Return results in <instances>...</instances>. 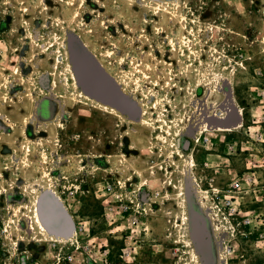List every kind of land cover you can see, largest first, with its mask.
<instances>
[{
  "label": "rangeland",
  "instance_id": "1",
  "mask_svg": "<svg viewBox=\"0 0 264 264\" xmlns=\"http://www.w3.org/2000/svg\"><path fill=\"white\" fill-rule=\"evenodd\" d=\"M73 37L90 46L138 117L104 112L79 97L83 89L68 68ZM262 157L264 0H0V250L15 243L28 264H53L51 240L28 235L31 211H16L33 208L30 190L50 186L77 234L85 226L76 236L107 243L109 264H198L193 209L207 217L213 264H264ZM161 165L174 172L172 213L148 218L138 245L129 243L137 257L123 262L129 224L116 208L118 194H137L142 183L141 193L162 190L164 169L150 174ZM234 179L245 188L240 213L255 218L247 226L239 217L230 224L212 200ZM108 183L120 189L108 193ZM45 209L59 230L61 217L49 203Z\"/></svg>",
  "mask_w": 264,
  "mask_h": 264
},
{
  "label": "built area",
  "instance_id": "2",
  "mask_svg": "<svg viewBox=\"0 0 264 264\" xmlns=\"http://www.w3.org/2000/svg\"><path fill=\"white\" fill-rule=\"evenodd\" d=\"M205 142H208V139H205ZM152 153L157 154V152L153 151ZM157 158V157H156ZM154 157L152 159L153 162L156 161ZM159 166V165H158ZM261 166L264 167V157L261 159ZM151 166L150 174L155 175L158 171L164 169L163 165L158 167ZM172 167H165L164 175L167 180L163 181L162 190H155L154 192L150 191L148 188L147 191L149 193H141V189L146 188L147 185L142 186L139 185L138 193H131L130 195H126L123 198L122 194H118L119 203L116 205V208L119 210V213L127 218L129 224V231L126 232V244L123 249H121V260L123 262H129L130 258L135 259L137 257V247L134 249L129 247V243L136 244L143 232L148 230L147 228V219L154 216L157 211H164L165 216L171 215V209L167 206V204L172 200L170 191L175 189L177 186L173 184V171ZM251 184H254L255 187L258 186L257 180H252ZM120 183H108L106 185V191L108 193H112L115 190L120 189ZM252 186V185H251ZM244 184L241 179H234L231 181L230 185L225 190H217L218 193H214L212 198L216 208L219 211H225L222 213L225 220H227L230 224L232 222L235 223L236 217H239L241 220V224L243 223L245 226L250 225L253 221V216L242 215L240 213V198L244 193ZM221 199L220 206L217 204V200ZM111 204V203H110ZM156 205L159 206L158 210H155ZM114 208L110 207L109 209L112 211ZM110 211H106L110 212ZM258 218V217H256ZM0 224L1 226L4 224L2 217L0 216ZM5 232V231H4ZM86 229L85 226L78 228L77 235L85 234ZM96 241L91 239L88 235L83 237H74L69 241H59V240H51V247L53 250L52 263L53 264H109L108 259L110 256V249L107 243H104L102 239H98ZM136 242V243H135ZM16 246V247H15ZM17 244L5 245L2 243V247L0 250V264H28V260L22 261V257H20L17 253ZM134 254V255H133ZM100 256V257H98Z\"/></svg>",
  "mask_w": 264,
  "mask_h": 264
},
{
  "label": "water",
  "instance_id": "3",
  "mask_svg": "<svg viewBox=\"0 0 264 264\" xmlns=\"http://www.w3.org/2000/svg\"><path fill=\"white\" fill-rule=\"evenodd\" d=\"M70 62L78 83L83 91L90 97L106 103L121 113L132 118L140 115L138 107L130 102L119 90L114 79L102 68L94 55L86 49L83 42L73 37L68 43ZM186 149L189 141H185ZM45 203L61 217L63 226L59 230L54 228L47 219ZM38 214L45 229L55 237L68 238L74 231V221L68 214V210L49 189H41L39 196ZM189 227L191 237L203 264H213L215 256L211 236L208 231L207 217L197 210L190 211ZM25 261V258L22 259Z\"/></svg>",
  "mask_w": 264,
  "mask_h": 264
},
{
  "label": "bare ground",
  "instance_id": "4",
  "mask_svg": "<svg viewBox=\"0 0 264 264\" xmlns=\"http://www.w3.org/2000/svg\"><path fill=\"white\" fill-rule=\"evenodd\" d=\"M150 1H157V0H150ZM164 12H166V13H169V11L168 10H165ZM185 19V18H184ZM183 19V20H184ZM83 44H84V46L86 47V49H88V51L89 52H91L90 51V46L88 45V44H86L85 42H83ZM67 45L65 44V47H66ZM175 49V48H174ZM102 66V68H104L103 67V65H101ZM68 68H69V71L71 72V74H72V78L78 83V79L76 78V74L74 73V70H73V68H72V66H71V64L70 63H68ZM74 73V74H73ZM56 82V81H55ZM53 83V87L54 86H56V83ZM81 99H85V100H88V101H91L92 103H94L95 104V107L96 108H98V109H100V110H105L104 112H108L109 111V113H118L119 114V116H121V114H120V112L118 111V110H116L114 107H112V106H110V105H108V104H106V103H103L102 101H100V100H98V99H95V98H93V97H90L88 94H86L85 92H83V91H80V96H79ZM33 99H34V97H33ZM80 102H83V101H80ZM99 110V111H100ZM241 111H242V121L244 122V113H243V109H241ZM144 113H145V111H144ZM113 115H115V114H113ZM238 117H239V115H238ZM7 126L9 127V128H14L15 127V124L13 123V122H11V121H7ZM239 123V122H238ZM28 124V122H27V120L25 121V127H26V125ZM234 125V124H233ZM232 125V126H233ZM229 130V129H228ZM206 131V130H205ZM165 142V141H164ZM191 143V148L189 149V150H187L188 152L192 149V142H189V144ZM28 150V149H27ZM29 152L31 151V149H29L28 150ZM27 151V152H28ZM195 152V151H194ZM44 157L46 158L47 157V155H44ZM196 158H195V153L193 154V155H191L190 156V159H189V161H188V164H189V166H195L196 165ZM45 175V174H44ZM180 175H181V177H184L185 175H186V178L188 177L187 176V174H186V172H184L183 170H181L180 171ZM193 176H194V178H195V183H196V186L198 187V189H200V191H202V192H207V190L205 189V188H203L202 186H201V183H200V181H199V178L197 177V174H196V172L195 171H193ZM145 184V183H144ZM144 186V185H143ZM26 188V187H25ZM49 191H51L57 198H58V200L61 202V203H63V201H62V198L60 197V195L52 188V187H50L49 186ZM176 189H177V187H176ZM188 189V188H187ZM26 190V189H25ZM30 191H32L31 192V194L33 195L32 196V198H31V204H32V206H33V208H30V205H28V203L27 204H21L17 209H16V211H18V212H21V211H25L26 209H27V211H31V214H27V213H25V217H27V219H28V221H29V226H28V228H27V231H28V235H33L34 236V240L36 241V242H46V241H48V240H52V239H57V240H59V241H62V240H70V239H72V238H74V237H76V235H77V228H76V226H75V228H74V231H73V233H72V235L70 236V237H68V238H64V237H55L54 235H51L46 229H45V227L43 226V224H42V221H41V219H40V216H39V214H38V206H39V196H40V194H38L35 190H30ZM4 192H5V190H4ZM26 193H29V189L26 191ZM178 195H179V197H180V200L183 202V205L185 206V201H186V195H185V193H184V188L183 187H181V191H180V193H178ZM191 197V196H190ZM205 199H206V197H204ZM189 204H191V203H189ZM189 206H191V205H189ZM202 207H205V205H204V201H203V203H202ZM195 208V207H194ZM31 209V210H30ZM47 219H48V221H49V223L51 224V220H50V217L47 215ZM13 222V221H12ZM184 224H186V225H188V214H187V212H186V214H185V216H184ZM26 228V227H25ZM17 231L19 232V233H21V232H24L25 230H24V228L21 226V224L19 223L18 224V229H17ZM209 231V230H208ZM25 233V232H24ZM20 238H19V243L20 242H23L24 241V239H23V235H22V233L20 234V236H19ZM212 240V239H211ZM192 256H193V258H194V261L195 262H197L198 264H200V261H201V259H200V256H199V254L197 253V252H193V254H192Z\"/></svg>",
  "mask_w": 264,
  "mask_h": 264
},
{
  "label": "flooded vegetation",
  "instance_id": "5",
  "mask_svg": "<svg viewBox=\"0 0 264 264\" xmlns=\"http://www.w3.org/2000/svg\"><path fill=\"white\" fill-rule=\"evenodd\" d=\"M159 53H161V52H159ZM169 59H171L170 56H169Z\"/></svg>",
  "mask_w": 264,
  "mask_h": 264
}]
</instances>
